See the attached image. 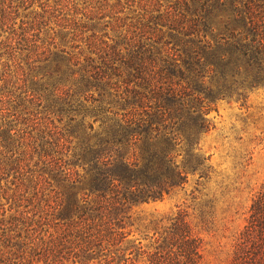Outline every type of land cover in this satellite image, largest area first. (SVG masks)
<instances>
[{
    "label": "trees",
    "instance_id": "16d2710c",
    "mask_svg": "<svg viewBox=\"0 0 264 264\" xmlns=\"http://www.w3.org/2000/svg\"><path fill=\"white\" fill-rule=\"evenodd\" d=\"M256 89L264 0H0V264H203L185 210L152 248L127 222L208 178L211 112ZM229 264H264V185Z\"/></svg>",
    "mask_w": 264,
    "mask_h": 264
},
{
    "label": "rangeland",
    "instance_id": "374dc122",
    "mask_svg": "<svg viewBox=\"0 0 264 264\" xmlns=\"http://www.w3.org/2000/svg\"><path fill=\"white\" fill-rule=\"evenodd\" d=\"M25 14L28 11L21 10V16ZM209 117L214 127L203 135L200 144L201 154L210 156L208 178L190 175L183 187L163 200L132 207L127 246L152 248L159 227L167 226L185 210L202 240L203 264H229L232 260L252 199L264 185V90L249 91L245 102L218 101ZM4 156L0 159L6 160ZM13 181V171L4 179L0 177V207L5 210L11 204L8 197Z\"/></svg>",
    "mask_w": 264,
    "mask_h": 264
}]
</instances>
